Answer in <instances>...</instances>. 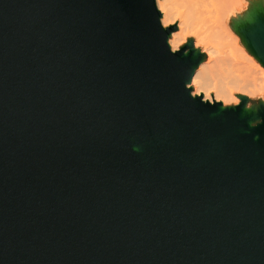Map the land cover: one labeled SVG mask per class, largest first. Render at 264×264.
I'll list each match as a JSON object with an SVG mask.
<instances>
[{"label": "water", "instance_id": "1", "mask_svg": "<svg viewBox=\"0 0 264 264\" xmlns=\"http://www.w3.org/2000/svg\"><path fill=\"white\" fill-rule=\"evenodd\" d=\"M157 0H0V264H264V101L193 95ZM233 28L264 67V2Z\"/></svg>", "mask_w": 264, "mask_h": 264}, {"label": "bare ground", "instance_id": "2", "mask_svg": "<svg viewBox=\"0 0 264 264\" xmlns=\"http://www.w3.org/2000/svg\"><path fill=\"white\" fill-rule=\"evenodd\" d=\"M243 1L246 0H157L163 26L177 25L178 30L169 40L172 50H179L188 38L195 37V46H201L207 55L191 83L193 95L205 101L223 102L225 106L237 103L232 99L233 90L264 98V69L245 62V51L238 47V34L233 28L234 20L248 12Z\"/></svg>", "mask_w": 264, "mask_h": 264}, {"label": "rangeland", "instance_id": "3", "mask_svg": "<svg viewBox=\"0 0 264 264\" xmlns=\"http://www.w3.org/2000/svg\"><path fill=\"white\" fill-rule=\"evenodd\" d=\"M243 2H245L244 3V5H245V9H248L249 7H250V3H251V1L250 0H246V1H243ZM249 2V3H248ZM170 26H176L177 27V25H175V24H173V25H168L167 27H170ZM178 30V29H177ZM237 35V34H236ZM237 38H238V42H239V44H238V47L239 48H241V49H243L244 51H245V54H244V60H245V62H247V64H249V65H252V66H255V65H257L258 66V68L257 69H264V67L259 63V61L254 57V56H252L249 52H248V50L245 48V46L243 45V43H242V40H241V38L237 35ZM189 39H194V41H196V38L195 37H190V38H188L187 39V41L189 40ZM187 41L185 42V44L187 43ZM241 41V42H240ZM184 44V45H185ZM234 44H236V41H234ZM183 45V46H184ZM196 47V46H195ZM197 48V47H196ZM199 49H201V51H202V47L200 46L199 47ZM247 55V56H246ZM206 57H207V55H206ZM207 59V58H206ZM260 67V68H259ZM260 71V70H259ZM191 87L193 88V92H194V87H193V84H191ZM211 91H213V89L211 90ZM232 93H233V97H232V99L233 100H237V101H239V103L241 102L240 101V99H239V96L240 95H244V96H247L248 98H249V105H252V104H254V103H257L258 101H264V98H262V97H249L248 95H245V94H241V93H239L238 91L236 92V90H233L232 91ZM211 95H213V94H211ZM238 95V96H237ZM235 96H236V98H235ZM223 103V102H222ZM239 103H234V102H232L231 104H228V105H237V104H239ZM227 105V106H228Z\"/></svg>", "mask_w": 264, "mask_h": 264}, {"label": "snow or ice", "instance_id": "4", "mask_svg": "<svg viewBox=\"0 0 264 264\" xmlns=\"http://www.w3.org/2000/svg\"><path fill=\"white\" fill-rule=\"evenodd\" d=\"M237 103H239V101H237Z\"/></svg>", "mask_w": 264, "mask_h": 264}]
</instances>
